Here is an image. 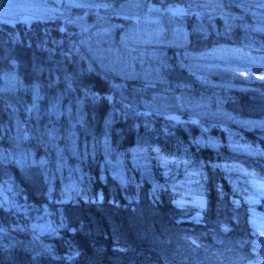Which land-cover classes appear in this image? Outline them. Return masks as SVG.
Listing matches in <instances>:
<instances>
[{"label":"trees","instance_id":"trees-1","mask_svg":"<svg viewBox=\"0 0 264 264\" xmlns=\"http://www.w3.org/2000/svg\"><path fill=\"white\" fill-rule=\"evenodd\" d=\"M219 1L0 20V264H264V93L193 61L264 29Z\"/></svg>","mask_w":264,"mask_h":264},{"label":"rangeland","instance_id":"rangeland-1","mask_svg":"<svg viewBox=\"0 0 264 264\" xmlns=\"http://www.w3.org/2000/svg\"><path fill=\"white\" fill-rule=\"evenodd\" d=\"M46 0H3L0 6V20H11V16L19 13L25 20L34 15L47 16L54 13L55 7L44 4ZM57 1V0H55ZM194 6L212 9L221 6L219 0H189ZM248 11L254 19L253 26L264 29V0H247ZM242 5V4H241ZM216 6V7H215ZM244 6V5H243ZM245 7V6H244ZM193 61L197 69L205 72L227 71L229 75L243 80L234 81V85L246 86L261 91L260 82L264 83V58L247 55L233 47H211L209 51L195 56Z\"/></svg>","mask_w":264,"mask_h":264},{"label":"snow or ice","instance_id":"snow-or-ice-1","mask_svg":"<svg viewBox=\"0 0 264 264\" xmlns=\"http://www.w3.org/2000/svg\"><path fill=\"white\" fill-rule=\"evenodd\" d=\"M3 5V0H0V6H2Z\"/></svg>","mask_w":264,"mask_h":264}]
</instances>
